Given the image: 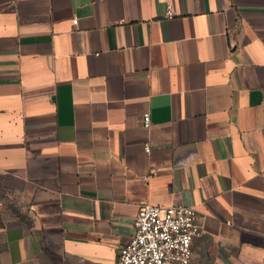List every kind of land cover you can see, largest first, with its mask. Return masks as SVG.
Segmentation results:
<instances>
[{"label": "crops", "instance_id": "0c3cea01", "mask_svg": "<svg viewBox=\"0 0 264 264\" xmlns=\"http://www.w3.org/2000/svg\"><path fill=\"white\" fill-rule=\"evenodd\" d=\"M144 204L264 264V0H0V264H116Z\"/></svg>", "mask_w": 264, "mask_h": 264}, {"label": "built area", "instance_id": "2783aa9c", "mask_svg": "<svg viewBox=\"0 0 264 264\" xmlns=\"http://www.w3.org/2000/svg\"><path fill=\"white\" fill-rule=\"evenodd\" d=\"M174 15L169 6L168 17ZM143 120L145 127L151 125L150 112L143 114ZM201 234L202 225L194 207L144 204L134 219L132 238L120 248L116 264H190L193 242Z\"/></svg>", "mask_w": 264, "mask_h": 264}, {"label": "rangeland", "instance_id": "374dc122", "mask_svg": "<svg viewBox=\"0 0 264 264\" xmlns=\"http://www.w3.org/2000/svg\"><path fill=\"white\" fill-rule=\"evenodd\" d=\"M204 264V263H203ZM206 264V263H205Z\"/></svg>", "mask_w": 264, "mask_h": 264}]
</instances>
